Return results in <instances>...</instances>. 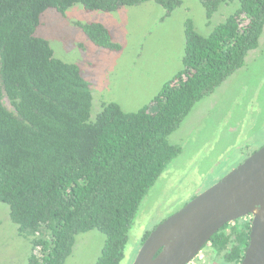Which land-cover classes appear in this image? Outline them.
Instances as JSON below:
<instances>
[{
	"label": "trees",
	"instance_id": "16d2710c",
	"mask_svg": "<svg viewBox=\"0 0 264 264\" xmlns=\"http://www.w3.org/2000/svg\"><path fill=\"white\" fill-rule=\"evenodd\" d=\"M198 1L206 19L224 3L238 9L207 36L185 22L182 70L150 105L127 113L111 102L91 120L93 97L79 67L35 36L41 15L153 2L169 16L180 0H0V203L31 243L27 264H64L76 236L92 230L105 237L95 264L123 260L143 199L181 152L169 136L195 102L244 66L264 31V0ZM80 27L97 48L121 50L102 24ZM249 230L250 220L239 219L207 243L223 263L239 264Z\"/></svg>",
	"mask_w": 264,
	"mask_h": 264
},
{
	"label": "rangeland",
	"instance_id": "374dc122",
	"mask_svg": "<svg viewBox=\"0 0 264 264\" xmlns=\"http://www.w3.org/2000/svg\"><path fill=\"white\" fill-rule=\"evenodd\" d=\"M237 9V2L224 3L206 19L198 0H180L169 16L153 2L113 13L86 11L77 4L64 14L45 11L35 36L48 41L56 59L79 67L90 85L94 120L111 102L127 113L150 105L162 86L182 70L185 22L192 20L196 32L207 36ZM88 23L105 26L121 50L94 46L80 27ZM168 140L181 152L143 199L120 264H132L145 233L264 146V31L244 66L195 102ZM17 229L8 207L0 203V264H27L31 243ZM104 241L97 230L77 235L64 264H95ZM190 264L206 260L198 256Z\"/></svg>",
	"mask_w": 264,
	"mask_h": 264
},
{
	"label": "water",
	"instance_id": "95a60500",
	"mask_svg": "<svg viewBox=\"0 0 264 264\" xmlns=\"http://www.w3.org/2000/svg\"><path fill=\"white\" fill-rule=\"evenodd\" d=\"M243 218L250 230L239 264H264V146L155 227L132 264H190L215 233Z\"/></svg>",
	"mask_w": 264,
	"mask_h": 264
},
{
	"label": "flooded vegetation",
	"instance_id": "af4514ba",
	"mask_svg": "<svg viewBox=\"0 0 264 264\" xmlns=\"http://www.w3.org/2000/svg\"><path fill=\"white\" fill-rule=\"evenodd\" d=\"M246 158H248V157H246ZM206 245H207V249H205L203 251L201 249L200 253L196 257L199 256V257H202L203 259L205 258L206 264H216V263H218V264H229V263H223V260H224L223 257L219 256V254L215 252V250L211 244L207 243L204 246H206Z\"/></svg>",
	"mask_w": 264,
	"mask_h": 264
}]
</instances>
